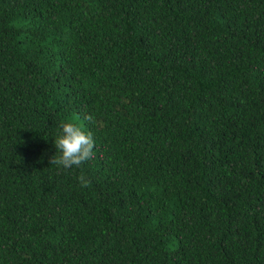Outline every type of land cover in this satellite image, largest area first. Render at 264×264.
<instances>
[{
	"label": "trees",
	"instance_id": "1",
	"mask_svg": "<svg viewBox=\"0 0 264 264\" xmlns=\"http://www.w3.org/2000/svg\"><path fill=\"white\" fill-rule=\"evenodd\" d=\"M0 264H264V0H0Z\"/></svg>",
	"mask_w": 264,
	"mask_h": 264
},
{
	"label": "clouds",
	"instance_id": "2",
	"mask_svg": "<svg viewBox=\"0 0 264 264\" xmlns=\"http://www.w3.org/2000/svg\"><path fill=\"white\" fill-rule=\"evenodd\" d=\"M58 128L59 131L53 136L56 152L51 157L52 164L64 168L80 166L93 155L94 138L91 131L72 119L62 120ZM78 180L81 186L89 183L83 174L78 176Z\"/></svg>",
	"mask_w": 264,
	"mask_h": 264
}]
</instances>
